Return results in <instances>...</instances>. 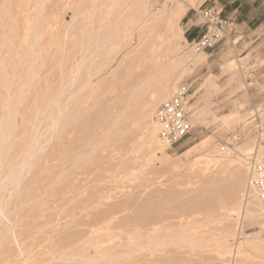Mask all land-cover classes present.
I'll return each instance as SVG.
<instances>
[{"label": "rangeland", "instance_id": "1", "mask_svg": "<svg viewBox=\"0 0 264 264\" xmlns=\"http://www.w3.org/2000/svg\"><path fill=\"white\" fill-rule=\"evenodd\" d=\"M214 1L0 0L1 63L20 66L33 56L38 77L44 73L39 85L55 82L60 90L56 133L49 125L37 132L39 149L28 158L36 166L20 170L32 182L18 195L37 191L39 200L18 208L14 228L0 222V264H264V211L246 191L248 159L264 156V28L241 24ZM258 1L256 15H264ZM212 6L236 31L194 54L201 13ZM88 40L100 46L82 56ZM174 60L173 90L163 102L189 85L193 128L164 145L135 87L149 83L147 101L164 80L158 72ZM87 71L99 72L80 90ZM20 109L25 118L33 112ZM232 209L237 215L227 216Z\"/></svg>", "mask_w": 264, "mask_h": 264}, {"label": "bare ground", "instance_id": "2", "mask_svg": "<svg viewBox=\"0 0 264 264\" xmlns=\"http://www.w3.org/2000/svg\"><path fill=\"white\" fill-rule=\"evenodd\" d=\"M184 12H185V10H184ZM169 16L170 15L168 14L167 15V18L168 19H169ZM162 18H163V16H159L158 17V19H162ZM166 19H164L161 23L166 22ZM118 25H117V27H118ZM111 38H108V39L109 40H112ZM118 38H120V37H118ZM83 44L84 45L86 44V47H82L83 48L81 50L82 56L84 55L85 51H87V50L90 51L91 44L92 45L93 44H96L95 47L96 46H100L99 45V42L98 43H96V42L91 43V40H88V41H86ZM3 45H4V43H3ZM10 48H12V47H10ZM3 50H5V49H3ZM9 50H7V51L9 52ZM28 54H30V53H28ZM10 55H11V53H10ZM19 56H21V55H19ZM23 56H24V54L22 55V57ZM30 56H31V54L29 55V57ZM5 57H6V55H5ZM27 57H26V59L29 60L28 63L27 62H21V64L22 63H26V64L20 65V66H16V65H18V64H16L15 66L12 65L10 67H8V63H5V65L2 64L1 63L2 59H0V222L3 221V220L6 221L7 223H9V225L11 226V228H14L15 225H16V223H17V221H18V218L16 217L17 216L18 208H21L22 206L26 205L29 202L32 203L33 201H36L38 199V197H40V196L37 195V191H35L36 192V195H33L32 194L33 196L32 195L29 196L27 194L26 195L24 194V196L21 197V195H18L22 191L23 188L29 187L30 186L29 184L32 182L31 181L29 183L28 181H23V177L25 176V174L23 175L20 170H23V168L24 167L26 168V166H27L28 171H30L31 168H33V167L36 166V164L28 161V158L31 159V156H33L34 154H36L37 150L39 149L38 145L36 146V143H37L38 137H39V135L37 136V132L39 130L42 131L43 128L47 127L48 125H49V127H48L47 130L50 129V131L52 133L55 132L56 131V126H57V123H58V114H59V111H58L59 106L57 105L58 104L57 98L59 97L60 90L58 89V86L53 85L55 82L52 83L51 85H48V86L47 85H43L42 86L41 84L39 85V81L41 80V77L44 76V73H43V76L38 77V74H39V71L38 70H40V69L38 68V66H37L38 69L36 68V64H35V66H33L32 65L33 63H30L31 62L30 60H32V62H34V60L32 59L33 56H31L30 58H27ZM0 58H1V56H0ZM11 58L12 59L14 58L13 55H12ZM11 58H10V60H11ZM106 58L108 59V57H106ZM5 60H6V58H5ZM17 61H15V63ZM106 61L107 60H105V62ZM178 61L179 60H174L173 62H170L167 66H164V67H162L160 69L161 72H158V73H160V77H162V76L164 77V80L162 81V79H161V81L156 82L155 79H157V78L154 79V81L156 82V85H157V89H155V91H152V93L149 94L147 101H142V100L144 98L143 96L145 94H148L147 91H149L148 90L149 87H151V86H149V83H147L146 81H142L140 83H144V84H140V86L137 85V87H135V89L137 91L138 90L140 91L139 92L140 94H138V95L136 94L137 95L136 101H137V103L139 102L138 106H142V107L144 106L145 111H146V113L144 112V115H146V116L153 115L154 116L155 106L156 105L158 106L159 105L158 103L163 102L168 96L171 95V92L173 90V84H172L171 79L175 76V72H176L177 66H178ZM9 63L10 64H13V62H9ZM49 67H50V65H49ZM51 67H52V65H51ZM51 67H50V69H51ZM78 69H80V68H78ZM41 71H42V69H41ZM98 72L97 71L96 72L95 71L94 72H88L87 71V73H88L87 76L84 77L83 79H81V80H84V81L79 84V89L81 90V89L85 88L86 85H87V83H88V81L91 79V77L94 76L95 74H98ZM72 75L73 74L71 73L70 78L68 77V80H69L68 82H70V80H72L71 78L74 77V75L73 76ZM39 78H40V80H39ZM45 78H46V76H45ZM145 90H146V93H145ZM29 98L32 99L34 105L33 104H32V106H31V104L30 105H27L26 102H27V100H29ZM42 100H46V102H43L42 103ZM20 106H23L24 110H26V109L28 111H29V109H32L33 110V112L31 113V115L28 118H27V116H26V118L23 117V115L25 113L23 112V109L22 110L21 109L19 110V107ZM28 115H29V113H28ZM46 120H47L46 123H48V124H45V121ZM49 120H50V122H48ZM196 120H198V118ZM35 121H37V122L35 123ZM42 122H44V123L42 124ZM191 122H192V120H191ZM19 124H22L23 125L22 127H23L24 130H22L23 131V133L21 134L22 136H20V134L18 132H16V127ZM192 126H193V122H192ZM47 130H45V132ZM45 132H44V134H42L40 132L41 133L40 134V137H42L43 135H45ZM55 133H53V134H55ZM20 138L27 140L25 145L24 144L21 145L20 143H18L17 139H20ZM40 146H42V145H40ZM37 159H39V158H37ZM37 159H35V160L38 162ZM36 161H35V163H37ZM16 166H19L20 167V168L18 167L19 170H18V168ZM15 167L17 169H15ZM50 168H51V166H50ZM52 170H53V168H52ZM28 171H24V173H27V175H28ZM57 173H58V171H57ZM30 175H32V174H30ZM45 175H46V173H45ZM54 176L55 175L53 174V176L50 175V176H48L49 178H46L48 180V184L49 185L52 184V182H53L54 179H55L54 182L56 181V178ZM59 176H60V174H59ZM45 177H47V175L44 176V178ZM31 179H33V181H34L36 178L35 179L34 178H31ZM37 179L35 181L40 180V179H38V180ZM41 179H43V177ZM46 179H44L42 181H45ZM25 180H27V179H25ZM21 181L24 184L21 183ZM25 183H27V184H25ZM33 185H35V184H33ZM33 185L31 184V186H33ZM55 186H56V184H55ZM53 188H55V187H53ZM246 191H248V189ZM27 193H29V192H27ZM251 195H252V193H251ZM248 199L246 198V200H248ZM90 201H92V200L90 199ZM12 202H13V204H12ZM10 205H11L12 209L9 210L8 207ZM258 205L261 207L260 203H258ZM6 209H7V211H6ZM261 209H262V207H261ZM236 212L237 211H235V209H232V210H230L227 213V216L237 215ZM249 215H251V214H249ZM6 229H7V227H6ZM7 230H9V228ZM151 230H149V232H151ZM163 231H165V230H163ZM125 232L126 231L123 230V233H125ZM142 235H144V234H142ZM161 235H162V233H161ZM165 235H163V236H165ZM161 238H155V240H153V237L151 238L153 240L152 243L154 244L155 247L156 246L158 247L161 244V242H160V239ZM161 245H163V244H161ZM217 245H219V243ZM131 246H133V245H131ZM117 247H119V246H117ZM135 247H137V246H135ZM106 248H107V246H106ZM109 251H110V249H109ZM134 251H136V248H135ZM131 252H133V251H131ZM111 255H113V254H111ZM116 256L119 258V254H116ZM117 257H114V258H117ZM106 258H108V257H106ZM109 259L110 258H108V261H109ZM14 260H16V259L14 258ZM120 260H121V258H120ZM9 261H8V263H9ZM116 261H119V259L118 260L116 259ZM138 261L136 260L135 262H137L139 264ZM145 262H146V260H145ZM120 264H122V263H120Z\"/></svg>", "mask_w": 264, "mask_h": 264}, {"label": "built area", "instance_id": "3", "mask_svg": "<svg viewBox=\"0 0 264 264\" xmlns=\"http://www.w3.org/2000/svg\"><path fill=\"white\" fill-rule=\"evenodd\" d=\"M204 32L192 43V52L199 54L216 47L220 42L235 33L234 20L223 15L222 9L215 6L205 8L201 13ZM190 87L187 84L177 89L174 95L160 104L154 113L153 122L157 127L158 140L164 145H173L184 140L193 126L189 111ZM259 127V144L264 145V128ZM237 141L232 137L231 143ZM248 190L264 210V156L253 155L248 160ZM264 225V218H263Z\"/></svg>", "mask_w": 264, "mask_h": 264}, {"label": "crops", "instance_id": "4", "mask_svg": "<svg viewBox=\"0 0 264 264\" xmlns=\"http://www.w3.org/2000/svg\"><path fill=\"white\" fill-rule=\"evenodd\" d=\"M260 3V1H252L251 3H248L246 1L241 0H215L214 4H219L220 8H228V10L232 9L233 14H238V21L245 25V26H251V27H263L264 28V15L256 13L260 11L262 8H259L256 10L255 6H257ZM246 4V5H244ZM243 6L246 7V9L243 8ZM243 10H248L250 15L247 16L244 14V17L241 15ZM224 12V11H223ZM245 13V12H244Z\"/></svg>", "mask_w": 264, "mask_h": 264}]
</instances>
